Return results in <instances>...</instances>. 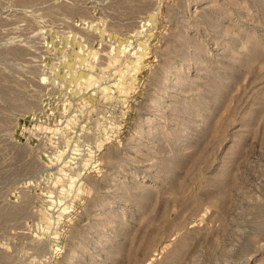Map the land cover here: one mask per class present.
<instances>
[{
	"label": "rangeland",
	"instance_id": "1",
	"mask_svg": "<svg viewBox=\"0 0 264 264\" xmlns=\"http://www.w3.org/2000/svg\"><path fill=\"white\" fill-rule=\"evenodd\" d=\"M0 264H264V0H0Z\"/></svg>",
	"mask_w": 264,
	"mask_h": 264
}]
</instances>
